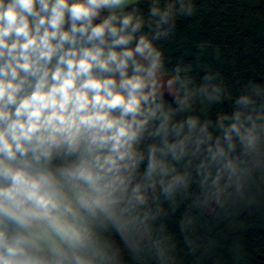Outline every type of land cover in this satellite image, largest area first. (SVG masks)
I'll list each match as a JSON object with an SVG mask.
<instances>
[{
    "label": "clouds",
    "instance_id": "clouds-1",
    "mask_svg": "<svg viewBox=\"0 0 264 264\" xmlns=\"http://www.w3.org/2000/svg\"><path fill=\"white\" fill-rule=\"evenodd\" d=\"M142 2L0 0V264H178L180 203L192 246L264 190V81L169 68L194 0Z\"/></svg>",
    "mask_w": 264,
    "mask_h": 264
},
{
    "label": "trees",
    "instance_id": "trees-1",
    "mask_svg": "<svg viewBox=\"0 0 264 264\" xmlns=\"http://www.w3.org/2000/svg\"><path fill=\"white\" fill-rule=\"evenodd\" d=\"M149 0L140 11L147 12ZM191 16H179L174 32L156 43L164 50L167 66L191 64L200 79L218 73L234 95L248 80L264 81V0H194ZM148 31L147 27L144 29ZM227 102L216 105L212 114ZM250 199L217 216L201 214L186 243L180 220L187 202L167 217V228L176 238L178 264H264V190L253 187ZM131 264V257H126Z\"/></svg>",
    "mask_w": 264,
    "mask_h": 264
},
{
    "label": "crops",
    "instance_id": "crops-1",
    "mask_svg": "<svg viewBox=\"0 0 264 264\" xmlns=\"http://www.w3.org/2000/svg\"><path fill=\"white\" fill-rule=\"evenodd\" d=\"M141 4H142V3H141ZM141 4H140V6H141ZM140 6H139V7H140Z\"/></svg>",
    "mask_w": 264,
    "mask_h": 264
}]
</instances>
